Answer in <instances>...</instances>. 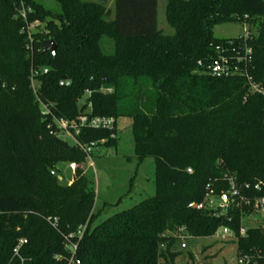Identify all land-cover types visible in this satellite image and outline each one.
Returning a JSON list of instances; mask_svg holds the SVG:
<instances>
[{"label":"trees","instance_id":"1","mask_svg":"<svg viewBox=\"0 0 264 264\" xmlns=\"http://www.w3.org/2000/svg\"><path fill=\"white\" fill-rule=\"evenodd\" d=\"M56 1L57 13L35 0H0V264H65L64 236L83 225L81 264L174 262L181 229L200 238L226 225L237 253L263 248L261 229L237 234V214L228 222L187 204L199 201L208 183L224 188L229 174L264 185V98L248 82L264 78V0H166L171 34L157 27L158 0H114L112 9L100 0ZM227 22L256 31L214 36L213 26ZM34 23L42 27L29 32ZM46 39L56 42L54 54L41 48ZM229 39L241 55L244 44L252 49L239 63L245 72L203 73L198 61ZM36 68L48 71L32 86ZM82 113L130 118L135 154L155 162L154 195L97 224L86 172L77 168L67 186L50 174L59 162L86 159L50 133L52 115ZM112 132L82 127L75 138L111 147ZM20 238L23 263L12 254Z\"/></svg>","mask_w":264,"mask_h":264},{"label":"rangeland","instance_id":"2","mask_svg":"<svg viewBox=\"0 0 264 264\" xmlns=\"http://www.w3.org/2000/svg\"><path fill=\"white\" fill-rule=\"evenodd\" d=\"M52 12H59L60 5L56 0H35ZM99 1V0H95ZM165 2L158 0L157 27L165 34L173 33V29L165 20ZM34 23L29 26V32L41 28ZM251 28V27H250ZM256 31V26L249 29L246 24L227 22L215 24L213 34L221 38H235ZM28 38L31 37L28 33ZM34 85L37 82L33 81ZM131 120L128 117H118L111 139L115 144L111 147L100 146L93 149L90 158L84 161H75L76 169L81 168L93 181L96 194L94 209L97 212L94 223H100L114 213L131 208L143 199L155 193L154 172L155 162L152 157L140 160L134 152L131 133ZM69 145L74 139L69 136L63 138ZM72 160L56 164L59 171L58 181L67 186L73 174L68 168ZM248 221L245 225H249ZM233 237H222L213 234L207 237L186 238V247H180V242L174 247L178 252L174 262L166 264H236V244ZM162 263V261L160 262Z\"/></svg>","mask_w":264,"mask_h":264},{"label":"built area","instance_id":"3","mask_svg":"<svg viewBox=\"0 0 264 264\" xmlns=\"http://www.w3.org/2000/svg\"><path fill=\"white\" fill-rule=\"evenodd\" d=\"M232 43L233 41L229 39L226 41V45H216L214 47L215 55H212L211 59L207 62L199 60L197 64L202 68V72L212 77L244 73L245 71L243 72L241 70L239 63L249 60L252 49L250 46L244 44L240 47L243 51L241 55L239 54V50L235 51L236 48L231 45ZM47 71V68L31 69L32 86H35L33 84L34 77L42 72L46 73ZM248 82L251 90L264 98V78L261 82H256L251 77H248ZM59 84L67 86L69 85V81L67 79H62ZM108 91H110V89H108ZM87 93H89V91H87ZM43 109L44 114L50 113L45 106ZM51 119L52 124H49L51 128L50 133L60 139H63L65 136L72 137L74 139V145L78 146L86 154V158L91 157V152L96 148L97 143L90 142L84 144L79 142L75 138L79 130L82 127L113 130L116 123V119L112 116H96L88 113L79 114L75 119L71 120L57 118L53 115ZM111 135L113 136V132ZM104 142V139L100 140V143ZM76 166L75 162H69L66 168L74 173ZM187 171L191 172V169L188 168ZM50 174L58 177L59 171L56 165L50 169ZM73 178L74 174L71 181ZM223 181L226 182L224 188L213 185V183H208L205 187L203 197L199 201L189 202L187 206L198 211L206 212L208 215L214 217H223L228 222H231L233 220V215L237 214L240 221L237 230L239 236H245L248 229L253 228L261 229L264 233V194H260L264 189L263 183L238 182L236 178L230 174L225 175ZM47 221L53 227H57L56 217H48ZM246 221L250 224L245 225ZM84 229L85 225L80 226L76 232L64 236L65 249L67 251V255L64 257L65 264H81L80 260L77 258V249ZM182 231L181 229L178 238L180 247L185 248V239L188 238V236ZM215 234L222 237H233L234 235L233 230L227 225L218 227ZM24 242L25 238L18 239L17 244L12 249L13 257L19 258L21 263H23L24 258L20 255V247ZM54 258L61 260L62 257L60 255H55ZM236 264H264V247L257 248L250 253H237Z\"/></svg>","mask_w":264,"mask_h":264},{"label":"water","instance_id":"4","mask_svg":"<svg viewBox=\"0 0 264 264\" xmlns=\"http://www.w3.org/2000/svg\"><path fill=\"white\" fill-rule=\"evenodd\" d=\"M41 48L43 49V51H48L54 54L57 48V44L53 39H46L42 42ZM88 101L89 99L85 98V102L88 103Z\"/></svg>","mask_w":264,"mask_h":264},{"label":"crops","instance_id":"5","mask_svg":"<svg viewBox=\"0 0 264 264\" xmlns=\"http://www.w3.org/2000/svg\"><path fill=\"white\" fill-rule=\"evenodd\" d=\"M100 1H105L106 5L109 7V8H113V3H114V0H100Z\"/></svg>","mask_w":264,"mask_h":264}]
</instances>
